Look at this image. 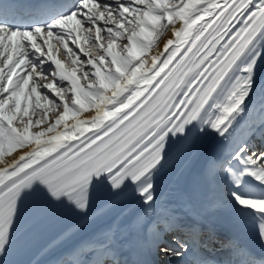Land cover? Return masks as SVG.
Here are the masks:
<instances>
[{"label": "snow or ice", "instance_id": "snow-or-ice-1", "mask_svg": "<svg viewBox=\"0 0 264 264\" xmlns=\"http://www.w3.org/2000/svg\"><path fill=\"white\" fill-rule=\"evenodd\" d=\"M50 13L0 2V260L38 194L79 217L44 250L53 264H129L126 233L165 264H264L226 234L253 216L264 250V149L234 140L264 60V0H74ZM203 154L195 199L157 195L173 159ZM97 189L110 198L89 216ZM129 200L126 226L84 236Z\"/></svg>", "mask_w": 264, "mask_h": 264}, {"label": "bare ground", "instance_id": "bare-ground-1", "mask_svg": "<svg viewBox=\"0 0 264 264\" xmlns=\"http://www.w3.org/2000/svg\"><path fill=\"white\" fill-rule=\"evenodd\" d=\"M256 81H257V84L254 86ZM257 89H259V91H257ZM263 93H264V60H261V62L257 65L256 71H255V76L253 78V90H252V92H250L249 98L246 100V104H245L246 112H247L248 116H246L245 122L241 123L240 126L236 129L234 140L241 137L245 131L248 132V126H250L251 124L258 126L257 122H259L260 119L258 117H256V113L260 112L261 110H264V97L262 96ZM249 117H251V118H249ZM261 133H262V130L257 131V134H261ZM208 137H207V139H208ZM220 142H221V140H220V138H218L213 145L219 144ZM183 161H184V159H173L170 162L169 166L164 170L163 179H162L163 182L167 181L168 177L171 178V181H169V183H168L169 191L166 193L162 192L158 196H167L170 199L188 198V195H187L186 190H185L184 174H185L187 168L189 167L190 163L194 160L191 158H186V162L183 163ZM203 164H204V162L202 163V167H203ZM173 194H176L177 198H175L176 196ZM133 212H132V214H133ZM101 215L94 216L90 225L93 226V225L97 224L100 221V219L103 217V216L101 217ZM92 216H93V214H92ZM128 219L130 220L131 217ZM129 220L127 221V223L120 225V226L121 227L126 226L129 222ZM113 223H115V220L109 219L106 222L102 223L100 226L95 227L92 230L85 232L84 236L90 237L93 234H95L97 231H99L103 228H106V227L112 225ZM135 238L136 237L134 234L126 233L124 235H118L119 241L123 242V244H124V253H127L126 259H128L129 262L131 261L134 264H137V261H139V260H143L144 264H157V261L153 257H148V256L142 254L138 250V248L134 247L131 250L127 248V242L131 241ZM249 245H250V242H249ZM255 248L257 250H260L261 252L264 251L259 246H256ZM58 254L59 253H56L52 257L44 259V260L42 258V255L38 254V256H36L32 260L31 264H53V260L55 259V256Z\"/></svg>", "mask_w": 264, "mask_h": 264}, {"label": "rangeland", "instance_id": "rangeland-1", "mask_svg": "<svg viewBox=\"0 0 264 264\" xmlns=\"http://www.w3.org/2000/svg\"><path fill=\"white\" fill-rule=\"evenodd\" d=\"M241 138H242V140H243V138H244V135H242V137H241Z\"/></svg>", "mask_w": 264, "mask_h": 264}]
</instances>
